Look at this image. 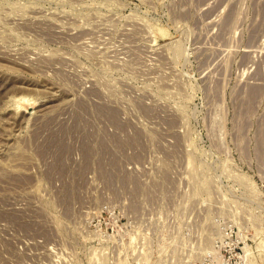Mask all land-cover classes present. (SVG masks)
<instances>
[{
  "label": "rangeland",
  "instance_id": "1",
  "mask_svg": "<svg viewBox=\"0 0 264 264\" xmlns=\"http://www.w3.org/2000/svg\"><path fill=\"white\" fill-rule=\"evenodd\" d=\"M0 264H264V0H0Z\"/></svg>",
  "mask_w": 264,
  "mask_h": 264
},
{
  "label": "bare ground",
  "instance_id": "2",
  "mask_svg": "<svg viewBox=\"0 0 264 264\" xmlns=\"http://www.w3.org/2000/svg\"><path fill=\"white\" fill-rule=\"evenodd\" d=\"M100 111V110H99ZM102 111V110H101ZM99 114H101V113H99ZM78 116V115H77ZM107 116V118H108V124H110V125H112V128L114 127V123H115V125L116 126H119V128L121 127H124L122 130H125V126L123 125V123H121L120 122V120H119V118H118V116L117 115H106ZM74 117H75V115H74ZM104 117V116H103ZM74 119V118H73ZM76 120V119H75ZM82 122H84V123H86V125L84 126V132H85V134H84V136H83V138H82V141H83V143L81 144V147H80V149L82 150V162H83V164L82 165H85V167L86 166H90L91 165V162H93L92 161V159H90V158H93L92 156H91V152H90V150H89V148L88 147H91V145H92V143L90 144V137L92 136V134L91 133H87L86 132V127H90V128H92V127H94L93 126V124H92V122L91 121H88L87 119H86V117H85V115H80V116H78L77 117V120L75 121V122H73V124H72V126H71V129L73 128V130H71L72 132H70L69 134H68V130L69 129H66V131L63 133V134H61V139H59L60 140V142L63 144V145H61L60 147H59V149H62V148H64V147H66V148H69V150H67L66 152H60L59 151V154H57L56 153V157L59 159V157H60V159H61V161L60 160H58V162H57V164H56V162H55V166L56 167H58V166H61L62 167V173H63V169L65 168V167H67L66 165H67V158L70 156L69 154H71V152H73V150H72V148H73V146H71L68 142L72 139V137L75 135V133L76 134H79L80 132H81V128H82V126H81V123ZM91 125V126H90ZM69 126H67V128H68ZM115 128V127H114ZM118 128V127H117ZM120 128V129H121ZM119 130V129H118ZM121 130V132H123ZM64 131V130H63ZM121 134V133H120ZM59 135V134H58ZM86 135V136H85ZM109 135V134H108ZM112 136H109L110 137V139H108V142L109 143H113L114 144V146H112L111 144H110V146H107L105 143H102V144H100V147L102 148V149H106V151H107V153L106 154H103V153H101L102 155H101V160H99L100 161V164H99V166H100V170H101V167H107V166H111V167H117V165H119L120 167H122V164H121V161L119 160V158L117 157V156H115V153L114 152H110V151H108L109 150V147L110 148H114V149H119V150H121L122 148H126V146L127 145H130V146H132V145H136L138 142H140L139 140H138V138H132L133 140L132 141H126V140H124L125 139V137L124 138H122V137H120V135H113V134H111ZM123 135V134H122ZM121 135V136H122ZM126 135V134H125ZM60 136V135H59ZM94 137V136H93ZM135 137V136H134ZM95 138V137H94ZM107 138V137H106ZM106 138H105V140H106ZM128 138H130V137H128ZM54 139V138H53ZM93 139V138H92ZM131 139V138H130ZM77 140H79L80 141V139L78 138ZM102 142H104V140H102ZM117 144L118 145H121L122 147L120 148V146H119V148L117 147ZM135 147V146H134ZM137 147V146H136ZM130 148V147H129ZM116 149V150H117ZM128 149V148H127ZM134 149V148H133ZM116 150H114V151H116ZM95 152V151H94ZM118 152V151H117ZM121 153V152H120ZM55 154V153H54ZM109 155V156H108ZM122 155V154H121ZM124 155V154H123ZM68 156V157H67ZM99 156V155H98ZM122 157V156H121ZM70 158V157H69ZM68 158V159H69ZM81 162V163H82ZM68 167H69V165H68ZM87 168V167H86ZM116 169H118V167L116 168ZM60 171V170H59ZM66 172V171H65ZM61 173V172H60ZM109 173H111V172H109ZM58 174V173H57ZM107 174V173H106ZM112 175H113V173H112ZM102 176H104V175H102ZM120 177V176H119ZM61 178V177H60ZM115 178V177H114ZM135 179V178H134ZM131 180V179H130ZM126 181H128V180H126ZM136 182V181H135ZM130 183V182H129ZM130 185V184H129ZM140 186V185H139ZM66 187H68V186H66ZM66 190H68V189H66ZM68 192V193H67ZM69 192L70 191H66L65 193H67V194H69ZM65 196V195H64ZM71 196V195H70ZM65 197H67V196H65ZM68 199V198H67ZM65 200V199H64ZM71 200V199H70Z\"/></svg>",
  "mask_w": 264,
  "mask_h": 264
},
{
  "label": "built area",
  "instance_id": "3",
  "mask_svg": "<svg viewBox=\"0 0 264 264\" xmlns=\"http://www.w3.org/2000/svg\"><path fill=\"white\" fill-rule=\"evenodd\" d=\"M76 121V120H75ZM86 123H84V122H82V127H83V125H85ZM110 130H111V128H109ZM108 129V130H109ZM81 130H82V128H81ZM91 131H92V129H90ZM64 131H66V129L64 130ZM71 132V129L70 130H68V134ZM82 133L81 134H84V131H81ZM112 132H113V129H112ZM60 150V152H66L67 150H69V148H66V147H64V148H62V149H59ZM76 155H78V158H80V155L77 153ZM75 158V157H74ZM58 160H60L61 161V159H60V157H59V159ZM58 162V161H57ZM57 164V163H56Z\"/></svg>",
  "mask_w": 264,
  "mask_h": 264
}]
</instances>
